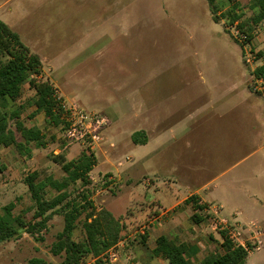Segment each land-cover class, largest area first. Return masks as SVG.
<instances>
[{
  "label": "rangeland",
  "instance_id": "374dc122",
  "mask_svg": "<svg viewBox=\"0 0 264 264\" xmlns=\"http://www.w3.org/2000/svg\"><path fill=\"white\" fill-rule=\"evenodd\" d=\"M252 1L213 0L211 7L209 0H0V20L42 61L36 80L54 86L65 110L78 106L109 120L91 149L90 140L69 144L66 129L36 113L29 85L19 100L1 101L2 113L19 112L17 120L41 130L46 145L31 143L25 152L0 145V212L13 204L15 214L32 220L35 203L25 178L62 179L56 156L71 161L88 149L97 159L92 185L79 181L69 189L71 198L88 190L95 211L111 209L126 236L84 264H169L151 255L162 234L185 242L197 262L220 251L221 231L228 228L221 221L240 232L234 241L250 249L247 264H264V72L257 74L264 66V20ZM140 91L148 115L165 129L161 141L144 126L145 116L131 113L136 106L140 115ZM177 124L172 137L170 127ZM137 132L149 142L134 143ZM47 192V198L56 194ZM194 192L221 208H215L218 218L204 211L210 217L195 224L184 212L183 228L171 232L158 229L166 217L152 223ZM84 217L76 241L84 237ZM64 225L63 215L53 214L36 235L21 232L0 244V264L32 258L61 264L63 255L51 249Z\"/></svg>",
  "mask_w": 264,
  "mask_h": 264
},
{
  "label": "trees",
  "instance_id": "16d2710c",
  "mask_svg": "<svg viewBox=\"0 0 264 264\" xmlns=\"http://www.w3.org/2000/svg\"><path fill=\"white\" fill-rule=\"evenodd\" d=\"M209 3L212 7L213 0H209ZM251 8L257 11L260 19L264 20V0H253ZM237 17L233 18V22ZM214 19L217 21V16H214ZM42 67L41 59L30 51L19 34L0 21V103L5 99L13 102L19 100L25 86L29 85L35 91L36 113L43 112L48 124L67 129L68 123L64 118L67 110L57 97L54 86L49 82L36 80L42 73ZM263 72L264 66L257 70L258 75ZM15 119V128H12L10 122ZM17 119L19 112L7 115L0 110V145L4 147L14 145L22 152H25V145L31 143L39 148L45 147V136L42 131L27 128ZM140 136L139 133L134 134V142L146 143V138L142 140ZM55 160L62 163L65 172L62 179L53 176L39 178L36 174H30L25 178L35 203L32 220L28 221L22 214H15L13 204L5 206L0 212V244L17 237L21 232L36 235L47 227L53 214H62L65 225L57 235V240L51 249L52 253L55 256L63 255L61 264H84L87 258L98 261L100 256L125 238V224L108 209L95 211L88 190L71 198L73 192L69 189L79 181L86 188L92 185L90 173L96 165L93 151L83 150L76 160L67 161L61 154L56 156ZM48 189L56 192L51 198L46 196ZM188 201L194 205L195 213L191 217L194 223L200 224L210 217L208 214L203 216L206 206L200 205L197 197L192 196ZM83 215H85L82 220L84 237L76 241L73 233ZM221 236L223 242L220 251L210 253L201 261L192 260L193 253L186 244L165 235L157 238L152 256L162 258L169 264H247L250 249L237 244L229 237L226 230L221 231ZM28 264L49 263L42 258H32Z\"/></svg>",
  "mask_w": 264,
  "mask_h": 264
},
{
  "label": "crops",
  "instance_id": "0c3cea01",
  "mask_svg": "<svg viewBox=\"0 0 264 264\" xmlns=\"http://www.w3.org/2000/svg\"><path fill=\"white\" fill-rule=\"evenodd\" d=\"M9 0H5V2L3 4H6L8 3ZM1 21V20H0ZM3 22V21H2ZM9 26V25H8ZM10 27V26H9ZM11 28V27H10ZM12 29V28H11ZM13 30V29H12ZM14 31V30H13ZM128 103V101H126ZM138 110H140V115H137L136 113V106L134 108L131 109V113H133L136 117L138 118H141V116H145L146 117V120L143 121L144 123V126L147 127V128H151L152 131H151V134L155 135L156 138H157V141H161L162 139V136L164 135V132H165V129L161 130V122H159L157 120V122L155 121H152V115L150 114V116L148 115V109H147V104H146V99H145V96L144 94L142 93V91H140V98L138 100ZM130 106V104L128 103V107ZM160 120V119H159ZM161 121V120H160ZM178 124L175 125V126H172L170 127V133L172 135V137L174 136L175 137V133L178 131L179 127L177 128ZM139 133L141 136L140 138L142 140H144L146 138V142H149V139L147 138V135L145 132H137ZM136 134V133H134ZM133 134V136H134ZM133 136H132V140H133ZM134 141V140H133ZM135 143V142H134ZM137 144V143H136ZM141 144V143H140ZM116 145L114 143L110 144V152L112 154H115L116 153ZM82 153V152H81ZM81 155V154H80ZM113 156V155H112ZM80 157V156H79ZM78 157V158H79ZM96 157V156H95ZM77 158V159H78ZM128 161H132L133 160V157L130 156V158H127ZM76 160V159H75ZM97 161V159H96ZM96 165H97V162H96ZM95 165V166H96ZM119 165L121 166L122 163L120 162ZM94 166V167H95ZM129 171V170H128ZM110 179H115V177L112 175H110ZM130 182V181H128ZM111 187V186H110ZM192 196H195L197 197V200L199 201V204L200 205H203V206H206V208L203 210L204 211H211L213 213H215V215L217 216L218 218V215L219 213L221 212V208L220 207H212V205H210L207 201H205L199 193L197 192H194V193H190L189 195L185 196L184 198H182L179 202L173 204L170 209H168L166 212L160 214L159 216L157 215V217L152 221V223L155 221V220H158L160 217H166L168 220H166L167 222L164 223L163 225H161V227H159L158 229L159 230H162V231H166V230H169L170 232L173 230H181L183 228L182 225H180V221H179V216L182 214V213H187L188 214V219H191V217L194 215L195 213V209H194V205L192 202L188 201L189 198H191ZM184 204L187 205V208H183ZM181 207V208H179ZM215 208H218L219 210V213L215 211ZM108 210L112 213L111 209L108 208ZM238 213V212H237ZM114 215V213H112ZM240 213L236 214V216H239ZM116 218L117 216L114 215ZM192 221V219H191ZM220 222V221H219ZM251 224H255V222H252L250 221ZM196 224V223H195ZM201 224V223H200ZM238 224H240L238 222ZM164 235V234H162ZM160 235V236H162ZM159 236V237H160ZM167 236V235H165ZM158 237V238H159ZM222 237V236H221ZM170 238V237H169ZM212 238V236H211ZM173 239V238H172ZM214 239V238H213ZM216 239V238H215ZM214 239V240H215ZM215 241H218L217 239ZM219 242V241H218ZM223 242V240L221 242H219L220 246H221V243ZM185 243V242H183ZM154 249V248H153ZM152 249V250H153ZM152 250H151V255H152ZM213 253V252H212ZM210 254V253H209ZM209 254L205 255L204 257H202L200 260L198 261H201L202 259H204L206 256H208ZM198 255H199V252H198ZM153 257V256H152ZM153 258H156V257H153Z\"/></svg>",
  "mask_w": 264,
  "mask_h": 264
},
{
  "label": "built area",
  "instance_id": "2783aa9c",
  "mask_svg": "<svg viewBox=\"0 0 264 264\" xmlns=\"http://www.w3.org/2000/svg\"><path fill=\"white\" fill-rule=\"evenodd\" d=\"M67 114H69L66 118L68 126L64 136L69 144H79L86 140H90L92 149L93 143H98L101 139L100 131L109 125V120L103 115H87L78 106L67 110ZM220 223L228 227L224 230L228 232V235L232 240L238 239L240 232H237L233 228L227 226L225 222L221 221ZM251 225L255 226V224ZM260 247L261 245L259 244V248Z\"/></svg>",
  "mask_w": 264,
  "mask_h": 264
}]
</instances>
